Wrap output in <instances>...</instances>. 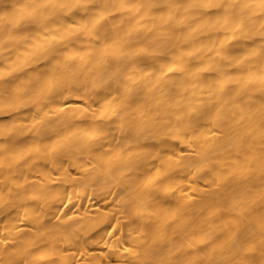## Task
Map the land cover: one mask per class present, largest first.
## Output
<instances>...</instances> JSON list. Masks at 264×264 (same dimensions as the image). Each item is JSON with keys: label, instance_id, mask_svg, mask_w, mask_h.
<instances>
[{"label": "clouds", "instance_id": "obj_1", "mask_svg": "<svg viewBox=\"0 0 264 264\" xmlns=\"http://www.w3.org/2000/svg\"><path fill=\"white\" fill-rule=\"evenodd\" d=\"M0 264H264V0H0Z\"/></svg>", "mask_w": 264, "mask_h": 264}]
</instances>
